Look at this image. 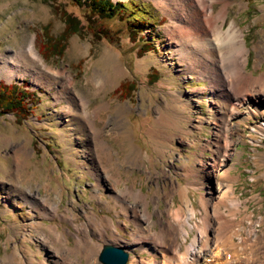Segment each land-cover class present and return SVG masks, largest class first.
Instances as JSON below:
<instances>
[{"label":"rangeland","instance_id":"1","mask_svg":"<svg viewBox=\"0 0 264 264\" xmlns=\"http://www.w3.org/2000/svg\"><path fill=\"white\" fill-rule=\"evenodd\" d=\"M136 1L148 10L151 25L141 36L153 40L152 49L140 51L138 37L132 39L126 23L118 19L99 20L96 30L109 38L97 39L86 28L85 8L57 0L81 20L83 29L66 40L62 54L48 55L43 50L46 43L60 37L65 28L53 4L48 0H0V63L6 65L2 54L21 52L34 39L47 66L34 62L22 77L0 76V81L22 84L37 96L35 107L21 123L13 113L0 115V178L12 180L19 165L23 186L39 196H49L60 212L68 214L65 220L47 218L39 211L33 215L29 203L9 189L8 181L1 183L0 179V258L6 261L10 257V264H56L58 250L40 240L47 234V226L65 229L69 245H74L73 222L86 221L87 212L98 218L110 217L119 227L120 237L130 240L137 225L117 214L121 202L115 198L127 187L146 195L151 230H159L168 221V211L171 214L184 207L186 201L189 207L194 206L189 235L179 238L181 251L190 247L193 238H199L197 226L205 215L201 197L213 202L220 194L221 182L228 185L225 201L241 208L230 217L239 227L244 226L242 234L252 240L251 223L257 225L259 234L264 232V100L258 107L256 101L257 95H264L248 91L230 99L220 83L223 78L228 92H233L234 69L239 71L235 60L242 57L247 58V74L264 75V0H231L224 25L234 21L242 29L246 49L240 52L233 41L225 43V59L220 60L216 81L199 78L179 57L162 7L153 0ZM16 64L11 61L10 66ZM245 94L253 101L252 111L243 103ZM69 97L88 99V109L98 113L93 128L109 146L102 151L103 166L98 170L96 149L89 142L96 140L94 131L81 120L78 103L72 111L67 107ZM228 141L231 145L226 149ZM219 145L221 154L216 152ZM220 164L227 174L218 169ZM94 173L102 175L99 188ZM182 191H186V200L180 197ZM126 198L134 205L130 195ZM139 217L143 218L142 213ZM214 220L213 235L219 227ZM142 221L145 227L147 222ZM106 230L112 229L106 225ZM121 238L100 239V249L120 242L129 252L126 264L133 259L135 264L154 262L150 251L141 253L137 246H124ZM233 244H239L238 237ZM240 247L241 257L246 258L250 250ZM155 251L161 262V250Z\"/></svg>","mask_w":264,"mask_h":264},{"label":"bare ground","instance_id":"2","mask_svg":"<svg viewBox=\"0 0 264 264\" xmlns=\"http://www.w3.org/2000/svg\"><path fill=\"white\" fill-rule=\"evenodd\" d=\"M153 1L160 5L169 17L167 28L173 34L175 51L178 53L179 57L187 63L188 69L193 73H197L199 78L205 77L213 81L219 77L220 60L224 61L225 59L226 42L228 44L229 41H233L235 47L239 49L240 52L245 51L246 45L242 29H240L234 21L227 27L224 25L228 8L232 4L231 0ZM215 4H219L217 10L214 8ZM1 59L6 61V65H2L3 61L0 63V76H4L8 79H12L14 76H24L29 67L34 65V62L41 63L47 68L36 49L34 39L30 41L27 48L23 51H16L15 53L7 55L2 54ZM11 61L17 64L10 66ZM235 61H237L236 64L239 62V71L236 72L237 68L234 69L235 86L233 92H228L227 85L223 78L221 80L222 82H220L227 96L230 99L232 97L237 98L241 93L244 94L243 92L248 91L251 93L258 91L264 95V75L253 76L247 74L245 71L246 57L238 58ZM48 68L51 69L50 67ZM55 73L60 75V71L58 70H56ZM115 75L118 76L119 74L115 72ZM245 95L246 98H243L244 101H242L247 104V109L252 111L253 108H255L252 103L253 101L249 95ZM261 99L263 101L264 96L261 97V95H257V107L260 105ZM77 101L78 100H75L73 97L67 98V107L72 111L75 102L78 103V106H80L78 110L81 115V120L88 124L94 131V139L96 140H90L89 142L92 147L96 149V157L99 163V165H97L98 170L100 166H103L101 162L102 151L103 149L105 151L109 146L105 141L100 140V131H96L93 128L92 122L95 120L98 113H96L95 109H88V99L80 98L79 101ZM217 107L218 112H222L221 105L218 104ZM210 112L215 116L218 114L215 110H210ZM226 145V149H229L231 142L228 141ZM222 150V145H219L216 152L221 154L223 152ZM224 158L226 160V157ZM215 160L216 157L213 162L214 167L217 165ZM218 169L222 173L227 174L222 164H220ZM18 170L19 165L16 166V172L12 173V180L9 181L2 177L0 178L1 183L8 181L9 189L19 195L25 202L29 203L33 215L39 211L47 218H54L56 216H59L62 220L68 218V214L60 212L58 204L55 201L52 202L49 196L42 197L32 193L30 189L25 188L23 186L24 176ZM209 171H211V173L213 172L212 170ZM94 176L97 179L96 186L99 188L103 185L102 175L94 173ZM223 176L222 178H224ZM117 181H119V179H117ZM218 188L220 194L214 197L213 202L208 203L209 200L207 202L204 196L200 199L205 215L200 219V226L196 225L199 231V238L196 239L195 237L191 240V243H189V246H192L194 252H192L193 250L190 251V247H186L184 251L179 250V238L181 236L184 238V236L189 235L188 226L191 225L190 219L194 215V206L191 204V207H189L186 204L188 201H186L184 207H179L171 214V210L168 211V221L162 223L159 230H151L150 226L153 221L152 214L147 209V202L145 201L146 195L142 193L141 190L135 192L129 187H127V191L125 192L120 191L119 195H116L115 198L121 202V211H117V214H124L127 220L137 225V229L132 232V238L130 240H123L120 237L119 227L115 225L110 217L104 216L98 218L93 212H87L86 221L81 224L73 222L75 227V232L73 233L75 236L74 245H69V238L66 234V230H59L58 225L47 226V234H44L40 240L44 243L48 241L53 248L54 246L56 247L59 255L56 259V264H99V255L102 250L100 249V239L107 240L109 237L112 238L111 240L119 239V241L121 238L125 244L124 246H137L141 253L150 251L153 256L150 260L151 262L154 261L152 264H264V232L259 234L256 229L257 225H252L251 223L248 231L253 235V238L250 241L252 236L245 237L244 234H242L244 226L239 227L238 225L240 224L235 221L236 219L230 217L235 215L238 211H241L240 206L238 204H229L225 201V197L228 195V191L225 189L228 188L227 184L223 185L221 182L218 184ZM127 195L132 197L134 205L128 201L126 198ZM180 195L184 200L188 197L186 191H182ZM5 204H7V202ZM211 207L212 213L210 212ZM183 208L186 209V211H184ZM225 211L227 212L226 215L224 214ZM140 213H142L143 218L139 217ZM215 218L218 221L217 224L219 227L213 235V233L211 234L213 227L212 221H215ZM31 220V222H34L35 218H31ZM142 220L147 222L145 227L141 226ZM248 220H250V216ZM241 222L242 220H240V223ZM106 225L112 229L111 232L106 230ZM236 237H238L239 246L248 247L250 250L246 258L241 257L238 245L233 244ZM119 243L110 244L120 247L121 245ZM156 249L161 250V262L157 259L158 254L155 251ZM83 259L86 262H84ZM10 263V257H8L6 261L0 258V264ZM129 264H135L134 259Z\"/></svg>","mask_w":264,"mask_h":264},{"label":"trees","instance_id":"3","mask_svg":"<svg viewBox=\"0 0 264 264\" xmlns=\"http://www.w3.org/2000/svg\"><path fill=\"white\" fill-rule=\"evenodd\" d=\"M53 4L54 11L62 17L65 23V28L60 37L50 38L46 43L45 54H62L65 48L66 40L75 33H81L83 29L81 20L74 16L71 12L64 9L57 0H48ZM73 5L85 8L88 11V25L86 28L94 32L97 39L102 37L109 38L108 34H103L102 31L96 30V23L99 20L118 19L126 23L132 39H137L142 45L140 51H146L153 48V40H148L146 36H141V33L151 24L144 3H138L136 0L113 1V0H68ZM154 31L152 29L150 32ZM150 38L152 36H149ZM42 50V49H41ZM42 55V54H41ZM124 86V85H123ZM36 93L28 90L22 84L17 82L5 83L0 81V115L4 113H13L16 121L21 123L26 119L33 106L36 105Z\"/></svg>","mask_w":264,"mask_h":264},{"label":"water","instance_id":"4","mask_svg":"<svg viewBox=\"0 0 264 264\" xmlns=\"http://www.w3.org/2000/svg\"><path fill=\"white\" fill-rule=\"evenodd\" d=\"M129 254L124 248L105 244L100 252L99 260L102 264H126Z\"/></svg>","mask_w":264,"mask_h":264}]
</instances>
